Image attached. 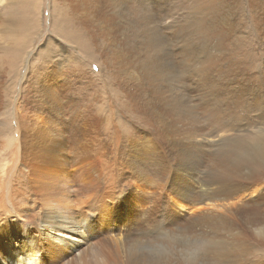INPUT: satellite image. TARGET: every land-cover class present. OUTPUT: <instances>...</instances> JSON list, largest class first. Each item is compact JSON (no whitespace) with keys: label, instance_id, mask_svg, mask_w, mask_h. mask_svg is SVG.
Listing matches in <instances>:
<instances>
[{"label":"rangeland","instance_id":"1","mask_svg":"<svg viewBox=\"0 0 264 264\" xmlns=\"http://www.w3.org/2000/svg\"><path fill=\"white\" fill-rule=\"evenodd\" d=\"M153 1H155V8L151 13H140L141 18L151 19V27L159 26L163 12L166 15L170 14L172 20L183 16L186 21L183 37L187 42V47L183 52H179L180 47L177 44L173 45L174 52L177 54L172 56L174 61H179V65L182 61L187 75L184 98L186 127H181L183 130L192 128L193 133L197 135L201 134L205 123L207 128L214 131L223 128L218 135L211 138L212 140L206 138V141H213L212 149L214 150L206 166L212 170V165L216 164L215 173L226 180L233 179L229 173L236 169L234 162L243 159L250 150L249 140L252 126H258L264 122V94L260 95L256 87V83L264 76V11H262L264 6L255 0H213L207 9L210 35L208 39L202 41L197 27L202 17L200 9L207 8L203 0L201 5L198 0ZM180 3H184V8H180L177 12L176 5ZM70 6L71 4L66 0H0V141L2 142H0L2 145L0 147V181L6 186L9 180H13L10 168L14 146L8 143V137L12 139L17 137V123L33 121L43 124L45 121L59 120L58 123L62 122L68 134H72L71 129L74 127L66 125L65 122L87 116L89 121L87 129H90L91 133L84 134L80 142L75 144L74 154L70 152L67 154L72 167L68 166L65 169L71 174L72 179H66V181L46 174L37 177L38 182L34 184L41 186L46 193L64 192L65 189L71 196L74 195L73 198L80 199L82 195L80 191H84L82 187L85 182L88 184V192L83 194V197H87L99 185L98 187H103L105 192L101 198L105 200V205L98 204V210L95 213L92 212V215L89 213L92 220L103 216L104 206L110 209L106 217L120 218L121 216L115 213L125 206L127 198L135 201L132 195L136 193V186L142 188L143 191L147 188L145 189L143 184L142 186L138 183L125 166H121L120 169L124 176L120 181H115L112 168L117 163L111 149L119 137L121 138L120 144L124 147L122 149L131 146L138 139L147 138L159 146V152L168 163V170L161 172L160 168L158 171L156 165L151 168V171L155 173L157 171L154 180L155 184L157 182L160 186L155 187L154 184L152 191H146V193L149 192L147 194L150 196L158 193V196L154 197L159 204L164 205L161 195L163 191L159 188L165 185V181L159 182L158 178L166 174L173 179L174 173L179 169L177 150L171 151L175 158L170 157L169 145L172 143L164 145L165 143L136 117L137 108L125 93L127 88L122 85L120 73L112 71L109 55L107 56V51H111L112 56L116 58L125 54L138 55L140 37H134L136 39L132 41L134 44L132 50L129 44L125 43L121 32H111L108 36L93 40V46L97 45L94 49L98 51V54L91 53L88 41L82 36L79 37V34L76 36L75 30H71L73 17L67 14ZM80 16L94 18L93 23H84V29L88 33L95 32L99 25L106 26L107 24L103 15L93 9L85 8L77 12L76 17ZM170 21L167 19L165 23L170 24ZM161 32L164 34L162 29ZM161 32L155 31L157 35ZM218 41L222 44L219 52L220 59H216L213 51V46ZM203 60L206 63L202 64ZM205 64L209 67L207 73L202 70ZM130 66L128 62L122 69L116 71L123 69L125 71ZM174 91L177 90L174 89ZM53 96L58 97V104L55 103ZM164 97L165 95L161 98ZM137 104L140 108L148 107L144 93H140ZM154 108L158 113L172 117L161 105V99L157 100ZM233 131L238 133L234 139ZM188 141L184 139V144L187 145ZM71 145V142L67 143V147H72ZM183 149H185L184 146ZM203 154L208 156V150L204 148ZM143 158L144 155L141 159ZM194 162L199 161L192 160V165ZM187 167L190 173L189 164ZM251 169L250 165L238 168L243 176ZM262 170L264 171V165H262ZM42 171L55 172L58 168L47 167ZM259 174L264 175L262 171H259ZM98 176L101 182L98 181ZM166 176L165 180H167ZM47 187L50 190H47ZM258 192L259 189L255 190L252 197L243 200L248 202L256 197ZM91 205L85 204L84 213L90 210ZM139 205V211L149 206ZM199 207L202 210L208 209L204 204ZM4 208L6 209L7 206L0 207V218L4 216ZM235 209L233 206L229 210L234 211ZM131 210L132 206L125 207L124 211L133 217L134 213ZM194 210L195 208L191 212L183 211V213L188 215ZM106 225L113 224L108 221ZM3 226L5 224L0 222V230ZM233 226L245 232V235L240 238L242 245H249V236L252 237L253 244L250 247L247 246L250 249L245 254L237 255L233 250V244L222 241L221 247L229 249L228 261L233 264H264V236H258L256 231L252 233L240 218L233 222ZM230 232L234 235L236 231L232 227ZM101 233L102 231L99 232ZM90 234L89 241L92 242L95 237L94 233ZM28 235L34 237L35 240L38 238L36 232L27 233L25 231L24 236ZM76 248H81L79 243L76 244ZM20 250L24 251L19 248L17 253ZM11 254L13 255V253L7 254L10 264L12 263L11 258L16 257ZM47 257L49 258V255ZM63 259L67 262L69 258L63 257ZM49 261H46L47 264H53Z\"/></svg>","mask_w":264,"mask_h":264},{"label":"bare ground","instance_id":"2","mask_svg":"<svg viewBox=\"0 0 264 264\" xmlns=\"http://www.w3.org/2000/svg\"><path fill=\"white\" fill-rule=\"evenodd\" d=\"M67 1L71 4L67 14L73 17L71 30H75L76 36L79 34V37L82 36L88 41L91 53L98 54V51L94 49L97 45L93 46V40L108 36L111 32H121L125 43H128L132 50L134 48L132 41L136 39L134 37H140L141 44L139 43L138 55L125 54L116 58L112 56L111 51H107V56L109 55L112 71L120 73L122 85L127 88L125 93L137 108L136 117L142 120L145 126L165 143L164 145L172 143L169 145L170 157H174L172 152L177 150L179 169L174 173L173 179L166 176V174L158 178L159 182L165 181V185L159 188L163 191L161 195L163 196L164 205L159 204L158 200L155 199L158 193L151 196L147 194L149 192L146 193V191H152V186L155 184L154 179L157 175V171L155 173L151 171V168L156 165L158 171L160 168L162 169L161 172L168 170V163L159 152V146L156 142H151L146 138L145 140L138 139L131 146L122 149L124 147L120 144L121 138H117L115 146L111 149L113 158L117 163L112 168L113 178L116 182L120 181L124 176L120 169L121 166H125L132 176L134 175L138 183L143 184L147 189L143 191L142 188L136 186V193L132 195L135 201L127 198L125 206L116 211L115 214L120 215V218L106 217V215H109L110 209L104 206L103 216L100 219L92 220V212L95 213L98 210V204L105 205V200L101 199L102 195L105 194L103 187L99 188V185H97L95 189L99 188L98 190L96 189L87 197H83L88 192V184L85 182L84 187H82L84 191H80V194H82L80 199L73 198L74 195L71 196L65 189L64 192L46 193L41 189V186L35 185L38 182L36 178L46 174L64 180L72 179L71 174L67 173L65 169L68 166L72 167L67 154L69 152L74 154L75 148L73 147H75V144L80 142L84 134L91 133L90 129H87L89 126L87 116L65 122L66 125L74 127L71 129L73 130L72 134H68L62 122L58 123L59 120L45 121L43 124L33 121L17 123L16 139L8 137V143L14 146L10 168L13 180H9L6 186L0 181V207L7 206L6 209L4 208V216L0 218V222L5 224L0 230V264H10L7 256L10 253H13L12 256H16L11 258V264H47L49 259V262L53 264H126L123 252V237L127 228L133 226L141 216L149 218L164 217L171 222L189 221L196 223L215 241L209 249L208 264H233V262L228 261L229 249L222 248L221 242L233 244V250L237 255L245 254L250 249L247 246L250 247L253 244L251 236L248 237L249 245L241 244L240 238L245 235V232L235 228L233 222L238 218L242 219L244 225L252 233L257 229H264V224H262L264 223V182L262 183L264 175L259 174V171L264 174L262 170V165H264V122L258 126H252L249 140L250 150L243 159L234 162L236 169L229 173L233 179H224L218 173H215L216 164L212 165V170L206 166L207 161L210 162V156L213 155L214 151L212 149L213 141H206V138L215 137L223 128L214 131L207 128L205 123L201 129V134L197 135L193 133L192 128L183 130L181 127H186L184 98L187 75L182 61L179 65V61H174L172 56L177 54L174 52L173 45L177 44L180 47L179 52H183L187 47V42L183 37V32L186 29V21L183 16H178L177 20H172L170 14L166 15L163 12L161 22L155 28L151 27L149 17H140L141 12L151 13L153 11L155 8V1L153 0ZM201 1L198 0L200 5ZM203 1L206 3L207 8L201 6L200 13L202 17L197 30L201 40L205 41L210 35L207 9L213 0ZM255 1L264 6L262 0ZM182 7L184 8V3L177 4L176 11L179 12ZM85 8L93 9L103 15L107 23L106 26L99 25L95 32H86L84 23H93L94 18L76 17L77 12ZM167 19L171 20L170 24L165 23ZM161 29L164 34H162ZM156 30H159L161 34L157 35ZM168 34L171 35V38ZM221 47L220 41L213 46L216 59H220ZM128 62L131 64L130 68H126L125 71L124 69L116 71L122 69ZM201 63L204 64L206 61L203 60ZM202 70L207 73L209 70L208 65L205 64ZM257 83L256 87L261 93L260 95L264 94V76ZM174 89L177 91H174ZM140 93H144L146 96L148 107L145 109L140 108L137 104ZM163 95L165 97L161 98ZM53 97L55 103L58 104V97ZM159 99H161V105L166 108V111L172 117H166L155 110L154 104ZM192 123L194 124V122ZM223 134L225 135V133ZM176 136L178 137L175 138ZM232 136L233 139L236 138L238 136L237 131H233ZM184 139L189 140L187 145L184 144ZM226 139L229 140V138ZM68 142H71L72 147H67ZM183 146L185 149H183ZM204 148L208 150V156L203 154ZM156 150L158 151L153 153ZM142 155H144L143 159H141ZM195 159L199 162H194L192 165V160ZM187 164L190 166V173ZM248 165L252 166V169L246 175H241L238 168ZM47 167L58 168V171H42ZM106 167L108 168V165ZM165 176L167 180H165ZM100 180L101 178L98 176V181ZM167 183L168 185H166ZM106 184L108 185V183ZM159 186L156 182L155 187ZM49 187H47V190H50ZM257 189H259V194L256 197L248 202L243 200L250 197ZM86 199L88 200L86 201ZM137 201L141 202L138 203ZM200 201L208 208L207 210H202L199 207ZM85 204L92 205L90 210L84 213ZM139 204L149 206L143 211H139ZM131 206V211L134 213L133 217L124 211L125 207ZM233 206L236 209L230 211L229 209ZM190 208H195L193 213H188V215L183 213V211L191 212L192 209L190 210ZM108 221L113 225H106ZM232 227L236 231L234 235L230 232ZM25 231L27 233L29 231L36 232L38 238L35 240L34 237L29 236L31 234L24 236ZM100 231H102L101 234H99ZM89 232L94 233L95 238L92 242L89 241L91 238ZM78 243L80 249L76 248ZM19 248L24 249V251L20 250L17 253ZM63 257L69 258L67 262ZM70 260L71 262H69Z\"/></svg>","mask_w":264,"mask_h":264},{"label":"clouds","instance_id":"3","mask_svg":"<svg viewBox=\"0 0 264 264\" xmlns=\"http://www.w3.org/2000/svg\"><path fill=\"white\" fill-rule=\"evenodd\" d=\"M214 243L194 222L141 216L126 231L123 252L126 264H208Z\"/></svg>","mask_w":264,"mask_h":264},{"label":"snow or ice","instance_id":"4","mask_svg":"<svg viewBox=\"0 0 264 264\" xmlns=\"http://www.w3.org/2000/svg\"><path fill=\"white\" fill-rule=\"evenodd\" d=\"M256 232L258 236H264V229H257Z\"/></svg>","mask_w":264,"mask_h":264},{"label":"water","instance_id":"5","mask_svg":"<svg viewBox=\"0 0 264 264\" xmlns=\"http://www.w3.org/2000/svg\"><path fill=\"white\" fill-rule=\"evenodd\" d=\"M199 203H200V205L204 204V203H202L201 201H200Z\"/></svg>","mask_w":264,"mask_h":264}]
</instances>
